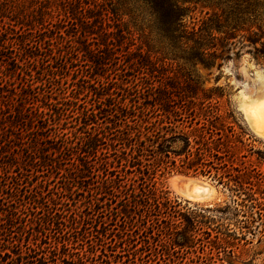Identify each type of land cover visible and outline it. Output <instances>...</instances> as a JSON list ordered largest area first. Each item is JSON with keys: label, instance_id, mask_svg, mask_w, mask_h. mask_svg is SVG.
<instances>
[{"label": "rangeland", "instance_id": "obj_1", "mask_svg": "<svg viewBox=\"0 0 264 264\" xmlns=\"http://www.w3.org/2000/svg\"><path fill=\"white\" fill-rule=\"evenodd\" d=\"M97 2L115 7L133 33L132 51L150 52L156 71L138 65L137 54L127 59L118 52L107 61L99 25L90 20L85 26L72 0H0V264H68L73 259L76 264H227L220 260L226 254L215 236L233 219L227 207L237 197L216 181L157 174V187H165L171 199L213 219L203 224L202 241L184 249L137 223L139 215L123 212L111 194H101L108 189L102 185L106 158L117 149L110 138L126 127L121 110L110 111L127 89L125 104L130 105L137 83L168 89L165 95L155 91L161 101L209 97L219 102L222 115L232 111L257 140L256 148L264 150V138L235 111L230 97L239 90L223 71L230 61L238 68L245 55L264 68V0L231 4L232 9L228 4L191 7L188 26L194 22L198 28L207 19L224 26L206 64L186 44L173 46L162 38L136 0ZM227 32L232 36L225 41ZM96 45L102 49L86 54ZM234 75L243 79L239 72ZM114 113L118 118L108 116ZM96 136L103 140L93 156L86 142ZM177 178L208 183L218 198L211 204L188 201L174 188ZM59 223L65 237L57 230ZM260 238L250 236L251 245L240 244L231 264H264Z\"/></svg>", "mask_w": 264, "mask_h": 264}, {"label": "trees", "instance_id": "obj_2", "mask_svg": "<svg viewBox=\"0 0 264 264\" xmlns=\"http://www.w3.org/2000/svg\"><path fill=\"white\" fill-rule=\"evenodd\" d=\"M136 1L148 13L162 38L173 46L186 44L194 57L206 64L208 52L218 49L217 41H221L216 34H224V26L212 19L203 20L198 28L194 22L188 26L186 19L193 12L191 7L194 10L199 5L203 8H218L227 4L240 7L250 0ZM72 2L77 3L85 26L90 20L99 25L107 61L118 52L126 53L122 56L127 59L137 54L138 65L156 71V62L150 52H144L141 47H137V52L132 51L131 47L135 45L133 33L127 31L126 24L120 21L115 7L106 8L97 0L83 2L84 5L80 0ZM231 36V32L225 33V41ZM96 46L93 50L86 48V54L102 49ZM66 59L64 55L61 57L62 66H66ZM155 91L164 95L169 93L166 88L156 89L153 83L145 88L137 83L132 94L135 99L130 105L125 104V93H130L127 89L124 94L117 95L120 101L113 108L109 106L108 112L112 108L110 114L115 112V108L121 110L123 119L120 120L126 127L110 138L116 141L114 147L117 149L106 158L102 185L108 189L102 190L101 194H111L110 200H116L117 207L123 212L139 215L137 223L140 221L141 225L157 230L158 235L167 238V244L184 249L202 241L203 224L212 223L213 219L199 216L178 200L171 199L165 187H157V174L163 171L167 174L204 176L216 181L237 197L232 201L234 206L227 207L235 223L231 224L233 219H229L230 223L221 226L215 236L216 245L226 254L225 259L220 260L231 264L240 244H252L250 236L260 234V242L264 239V173L261 171L264 150L256 148L257 140L232 111L222 115L218 101L208 97L200 101L167 102L159 100ZM147 101L150 103H144ZM110 114L108 116L118 118L115 113ZM102 140L97 136L89 137L86 144L91 150L87 153L93 152L96 156L94 151H98ZM102 197L105 198V195ZM61 227L63 223L58 224L57 230L65 237L66 230ZM207 234L210 238L211 234ZM73 260L68 264H76Z\"/></svg>", "mask_w": 264, "mask_h": 264}, {"label": "clouds", "instance_id": "obj_3", "mask_svg": "<svg viewBox=\"0 0 264 264\" xmlns=\"http://www.w3.org/2000/svg\"><path fill=\"white\" fill-rule=\"evenodd\" d=\"M249 61L250 57L245 55L238 68H233L230 61L223 71L233 77L231 83L239 90L230 97L235 111L243 114L252 130L264 133V68ZM235 72L242 75L241 81L235 79Z\"/></svg>", "mask_w": 264, "mask_h": 264}, {"label": "bare ground", "instance_id": "obj_4", "mask_svg": "<svg viewBox=\"0 0 264 264\" xmlns=\"http://www.w3.org/2000/svg\"><path fill=\"white\" fill-rule=\"evenodd\" d=\"M257 133L264 138V133ZM173 183L176 191L188 201L211 204L218 198L216 188L208 183L187 178H177Z\"/></svg>", "mask_w": 264, "mask_h": 264}]
</instances>
